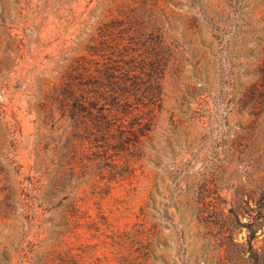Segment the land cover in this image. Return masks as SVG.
<instances>
[{"label":"rangeland","instance_id":"rangeland-1","mask_svg":"<svg viewBox=\"0 0 264 264\" xmlns=\"http://www.w3.org/2000/svg\"><path fill=\"white\" fill-rule=\"evenodd\" d=\"M0 264H264V0H0Z\"/></svg>","mask_w":264,"mask_h":264},{"label":"trees","instance_id":"trees-1","mask_svg":"<svg viewBox=\"0 0 264 264\" xmlns=\"http://www.w3.org/2000/svg\"><path fill=\"white\" fill-rule=\"evenodd\" d=\"M127 82L128 80L126 79L115 80L109 76L94 84H96L98 88L103 87L107 89L109 94H107L105 99L112 102L116 114L122 115L121 126L127 129L125 131L133 137L134 142H137L140 136H144L150 131L152 120L150 114L152 108H149V105L156 102L155 93L157 90L159 91V88L155 79H148L147 82L141 80L139 82H132L131 84ZM72 84V80H67L63 83L61 90L63 99L72 97L71 93L75 87ZM90 84L91 82H88V85ZM80 85L81 84L77 82L76 86ZM99 97L104 99L103 96ZM96 119L95 116L90 118L93 122L88 132L93 140L98 141L97 139L103 137V131L106 129V126L103 123L97 122ZM93 130H95V132ZM122 137H120V139ZM122 139V143H127L129 141L128 137L125 136Z\"/></svg>","mask_w":264,"mask_h":264}]
</instances>
